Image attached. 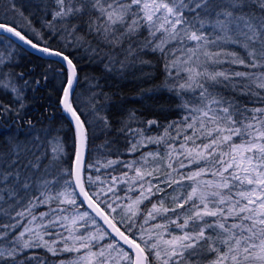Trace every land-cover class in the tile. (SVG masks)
I'll return each instance as SVG.
<instances>
[{
  "label": "snow or ice",
  "instance_id": "snow-or-ice-1",
  "mask_svg": "<svg viewBox=\"0 0 264 264\" xmlns=\"http://www.w3.org/2000/svg\"><path fill=\"white\" fill-rule=\"evenodd\" d=\"M0 264H264V0H0Z\"/></svg>",
  "mask_w": 264,
  "mask_h": 264
},
{
  "label": "trees",
  "instance_id": "trees-1",
  "mask_svg": "<svg viewBox=\"0 0 264 264\" xmlns=\"http://www.w3.org/2000/svg\"><path fill=\"white\" fill-rule=\"evenodd\" d=\"M123 91L133 100H135V98L138 95V91H139V86L134 84V83H125L123 86ZM161 102L163 103L164 101L161 100ZM134 106L139 107V104H134Z\"/></svg>",
  "mask_w": 264,
  "mask_h": 264
}]
</instances>
